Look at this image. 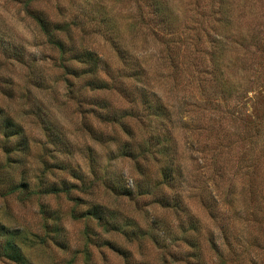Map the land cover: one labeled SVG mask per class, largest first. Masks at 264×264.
I'll use <instances>...</instances> for the list:
<instances>
[{
	"label": "rangeland",
	"instance_id": "obj_1",
	"mask_svg": "<svg viewBox=\"0 0 264 264\" xmlns=\"http://www.w3.org/2000/svg\"><path fill=\"white\" fill-rule=\"evenodd\" d=\"M91 1L33 2L55 24L62 14L72 22L73 14L82 11L115 19L112 36L95 28V35L87 32L86 44L113 76L128 79L134 66H142L157 99L171 106L179 140L176 158L183 171L176 190L187 206L185 215L162 208L152 195L135 191L127 197L102 185L98 179L109 174L120 179L124 190L132 189L137 177L133 163L114 158L117 146L109 138L97 143L90 137L92 125L101 127L95 96L89 90L67 92L64 74L56 67L58 51L17 5L0 0V36L7 50L4 55L0 49V107L23 125L30 144L24 155L14 151L9 158L0 147V174L7 187L31 184L29 194H0L1 220L27 230L25 251L34 264H218L210 242L228 264H264V0H223L222 13L216 14L217 0H196L201 18L193 11L194 0H167L170 9L178 4L186 27L179 34V56H170L174 61L161 42L170 37L158 25L151 0ZM221 14H226L222 26L217 22ZM215 33L223 39L220 55L212 59L209 41ZM120 45L129 48L131 58L139 55L125 63L114 48ZM14 50L23 52L25 64L9 59ZM219 67L222 75L211 79ZM106 97L118 108L128 106L117 93ZM129 124L138 135L145 130ZM216 146L223 148L216 152ZM89 147L101 166L97 176L91 173ZM51 186L59 191L35 193ZM100 213L105 221L96 218ZM111 221L135 236L117 232ZM194 224L197 229L191 231ZM194 239L201 249L189 246Z\"/></svg>",
	"mask_w": 264,
	"mask_h": 264
},
{
	"label": "trees",
	"instance_id": "obj_2",
	"mask_svg": "<svg viewBox=\"0 0 264 264\" xmlns=\"http://www.w3.org/2000/svg\"><path fill=\"white\" fill-rule=\"evenodd\" d=\"M9 2L18 6L19 10H22L25 15L31 19L38 27L42 35L45 37L47 43L54 49H56L60 55L59 64L57 68L61 69L64 74V82L67 85L68 93H85V90L92 92L95 96V106L98 108L95 112V118L97 119L101 127L94 130V126L88 129L90 137L97 143L104 142L109 138L108 142L115 143L117 146V154L114 158L121 159L123 161H129L134 165L135 174L137 177L134 181L133 188L124 190L120 186V179L118 177L113 178L109 174L103 176V179H98L105 188H108L114 194H120L127 197H132L136 191L138 195L153 196L157 199V203L165 209H171L180 214L185 215L184 201L178 196L179 191L176 188L179 187V182H182V168L177 163L176 156L178 155L179 140L176 132L177 128L174 125V115L163 98L157 99V92H155L146 80L147 71L143 70L142 66H134V71L129 73V80L126 79L124 74H115L114 76L108 69V66H104L102 58L99 56L96 50L90 47V44H86L85 36L87 32L95 35V28L101 27L105 31L109 30V36L115 33L114 20L110 15H103L97 17L94 13L82 11L78 14H73L74 21L69 22L66 13L62 14L63 19L55 24L44 12V9L34 6V0H8ZM88 3L92 2L87 0ZM199 2V1H197ZM196 3V0H194ZM193 3V5H194ZM219 7L217 11L222 13L223 0H217ZM190 5V4H189ZM149 6L152 13L159 20L160 26L167 29V34L170 39L169 42H161L166 45V53L169 55L170 60L174 61L173 57H178L181 48H177L182 43V33H185L181 16L178 10L179 6L175 3V6L170 9L167 0L160 2L159 0H151ZM192 7V6H191ZM198 5L196 3L195 13H198L200 18L201 13L197 10ZM220 8V9H219ZM61 10V9H60ZM180 10V9H179ZM62 12V10H61ZM228 16V15H227ZM192 18V17H191ZM81 19V22L78 21ZM226 19V14H221V19L217 22L221 23ZM192 20V19H191ZM225 22V21H224ZM223 22V23H224ZM199 25L201 20L198 21ZM219 25H223L220 24ZM182 24V25H180ZM78 27V32L74 33V29ZM183 28V29H182ZM213 28V27H211ZM210 28V29H211ZM112 30V31H111ZM104 31V30H103ZM212 31V29H211ZM180 34V35H179ZM175 37H174V36ZM168 38V37H167ZM222 36L219 34L213 35V38L209 41L212 45V51H210L211 58H215L221 50ZM167 44H169L167 48ZM172 44V45H171ZM174 45V46H173ZM118 56L125 63L129 59L132 62V58H137L139 54H134L131 58L130 50L123 45L114 47ZM0 49L3 50L4 55L7 53L5 49L3 36H0ZM179 53V54H177ZM220 55V53L218 54ZM9 59H14L18 64H25L23 52L14 50L9 54ZM132 64V63H131ZM218 66V65H217ZM110 71V73H109ZM121 73V72H120ZM118 75V76H117ZM220 67L214 70V74H211V79L220 78ZM131 83V87L127 84ZM117 93L126 101L125 108H118L114 103L109 101L106 97L107 93ZM157 94V95H156ZM87 98V97H86ZM80 101V100H79ZM180 112H178L179 114ZM183 121V117L181 116ZM131 121L138 124V126L145 127L144 131L134 129ZM145 123H147L145 125ZM166 123H169L166 127ZM0 124L2 127V138L0 140V147L5 155L10 157L12 152L25 154L29 149V138L25 133L23 125L15 118L10 116L5 109L0 107ZM141 130V128H139ZM221 146L214 148L216 152L219 151ZM90 153H88L89 160L94 165V169L91 172L94 176H97L95 170H99L98 157L94 153V149L89 147ZM220 152V151H219ZM20 163V162H19ZM217 162H214V167L217 166ZM156 167V173L153 172V168ZM220 166H217V171ZM221 172V169L219 170ZM92 176V175H91ZM217 177H221L220 174ZM4 176L0 174V194H15L19 190L23 193H30L31 184L29 182H20L10 184L8 187L4 183ZM47 190H34L35 193L49 194L48 192H58L59 188L51 186ZM2 189L8 190V193L2 191ZM68 189V188H67ZM67 189L64 191L66 192ZM126 192V193H125ZM228 197V195H226ZM218 203V201H217ZM98 220H104V216L100 213L96 216ZM113 221L108 222L112 227L122 234L129 237H134L135 234L124 231L120 227L114 225ZM118 223V219L114 220ZM191 229L194 231L197 229ZM123 231V232H122ZM29 234L25 229H15L11 226L8 227L0 218V260L10 262L11 264H34L26 254L25 248L29 247L30 240ZM194 242H190L189 246L195 249H201L198 239H194ZM28 243V244H27ZM211 250L217 255L218 264H228L226 256L210 242ZM229 244V243H228ZM230 245V244H229ZM127 259V256H124ZM193 261L194 256H191ZM196 259H199V254H196ZM182 262L181 259L175 260V262ZM187 263L188 262L187 260ZM193 264H198L193 262Z\"/></svg>",
	"mask_w": 264,
	"mask_h": 264
}]
</instances>
